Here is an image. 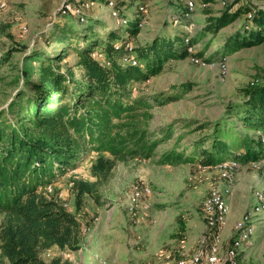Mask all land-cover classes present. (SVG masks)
Instances as JSON below:
<instances>
[{
	"label": "trees",
	"instance_id": "1",
	"mask_svg": "<svg viewBox=\"0 0 264 264\" xmlns=\"http://www.w3.org/2000/svg\"><path fill=\"white\" fill-rule=\"evenodd\" d=\"M109 1L92 0L103 6ZM199 2L209 5L202 9L205 24L200 33L195 37L187 31L179 38L154 37L150 43L135 48L136 66H123L122 55L114 50L113 44L125 37L130 41L137 37L139 7L145 4L144 0L115 2L114 10L119 18L127 21L123 30L109 29L100 37L89 25H85L84 31L69 24L66 29L62 27L63 34L77 40L73 45L74 67L82 73L81 78L75 77L70 65H54L62 62L65 53L46 56L39 61L38 80L29 85L27 92L18 91L7 108L0 110V264H69L60 257L45 263L41 255L53 248L64 253L77 252L81 244L80 225L56 193L45 194L40 187L75 170L86 148L108 152L113 157L129 155L150 159L160 145L172 139L173 126L160 128V137H156L157 130L149 131L128 122L112 123V119L128 118L154 106L167 105L181 96L179 89L185 91L191 85L171 86V94L140 93L131 97L128 89L131 83L148 82L161 75L169 61L188 58L187 46H196L206 35L216 37L241 17L244 22L239 29L220 33L223 39L219 60L264 43V7L239 0L215 11L211 5L216 0ZM71 5L76 8L79 4ZM184 10L179 7L177 13L182 15ZM248 13L251 17H247ZM64 15L75 17L81 23L87 20L84 13L82 17L72 12ZM180 22L186 30L189 21L180 18ZM61 44L68 45L64 37ZM94 51L102 52L109 66L92 58ZM13 52L7 51L1 59L8 60ZM202 55L200 51L195 54L203 59ZM81 108L88 110L79 113ZM224 112L213 122L185 121L183 126L188 129L185 134L194 135L188 147L179 145L185 140L179 137L172 147L163 150L160 162L171 165L195 162L209 166L225 160H236L239 164L260 160L264 156V83L250 84L244 91L243 101L228 102ZM114 165V161L100 156L91 165V176L104 178ZM71 190L76 211L81 210L85 196L100 204L93 184L73 180ZM232 241L233 237L229 246ZM229 263L225 251L221 264Z\"/></svg>",
	"mask_w": 264,
	"mask_h": 264
},
{
	"label": "rangeland",
	"instance_id": "2",
	"mask_svg": "<svg viewBox=\"0 0 264 264\" xmlns=\"http://www.w3.org/2000/svg\"><path fill=\"white\" fill-rule=\"evenodd\" d=\"M144 1L149 9L148 19L139 29L137 37L131 39L137 48L150 43L156 36L179 38L184 35L187 30L180 22V18H184L176 14V8L185 6V0ZM259 1L264 3V0ZM68 2L13 0L5 9H0V110L7 108L18 91L27 92L29 85L38 80L39 61H43L46 56L65 53L62 62H55L54 65H70L75 77L81 78L82 73L74 67L76 52L73 45L77 40L63 34L62 27L66 29L69 24L72 28L84 31L82 29L85 25H89L100 37L112 27L117 31L123 30L106 5L92 4V0H81V3L88 6L83 11L87 17L86 23L78 22L69 15L64 17V5ZM220 9L217 6L214 10ZM190 22L193 27L187 33L195 37L205 24V17L197 2ZM243 22L244 17H241L220 33L239 29ZM25 27L27 34L21 37ZM220 33L216 37L206 35L195 46L196 52H202V58L208 59V63L219 61L218 51L223 39ZM62 37L67 46H62ZM10 50L15 52L9 55L8 60H2L3 55ZM33 55L38 57L32 58ZM225 59V75L217 66L199 67L187 58L169 61L161 75L148 82L131 83L128 86L133 97L140 93L171 94V86L191 85L185 91L179 89L181 96L167 105L154 106L128 118L112 119V123H134L138 127L157 132L160 128L173 126L172 139L160 145L152 158L139 159L129 155L113 157L108 152H95L86 148L75 170H71L75 173H64L52 182L53 193L66 204V209L80 225L81 244L79 250L71 253L70 257L56 248L43 253L41 257L45 263L60 257L69 264H175L181 241L185 242L189 253L199 250L206 254L213 240L205 224L203 204L209 188L214 184L229 187L234 202L226 225L218 232L220 254H225L234 236V223L255 205L252 196L264 184L262 171L252 169L249 163L240 164L229 180L223 181L214 172H202L195 162L179 165L160 162L163 150L172 147L179 137L185 138L179 145L187 146L190 143L194 135L185 134L188 130L183 126L185 121H216L224 115L228 102L243 101L244 91L250 84L264 83V43L228 54ZM87 110L81 108L79 113ZM156 137H160V132ZM100 156L114 161L115 165L108 176L94 178L90 168ZM73 180L93 184L100 204L85 196L81 210L76 211L74 192L71 190ZM137 185L148 186L153 191L151 209L147 215L140 209L135 216L127 212L131 190ZM83 229L87 231L83 232ZM255 229L251 245L239 252L238 264H264V218L255 224ZM201 240L205 241L202 248Z\"/></svg>",
	"mask_w": 264,
	"mask_h": 264
},
{
	"label": "built area",
	"instance_id": "3",
	"mask_svg": "<svg viewBox=\"0 0 264 264\" xmlns=\"http://www.w3.org/2000/svg\"><path fill=\"white\" fill-rule=\"evenodd\" d=\"M13 0H0V9L3 10L7 5ZM117 0H110L107 3V7L111 10L112 17L116 20L117 25L126 26L127 21L120 19L118 13L114 10L115 2ZM147 1V0H146ZM239 1V0H216L218 6L221 9L227 8L230 2ZM255 7H264V3H261L259 0H246ZM72 2V3H71ZM196 2L200 5L201 10L208 7V4L198 2L196 0H185V10L182 14L183 18L190 22L192 14L196 10ZM79 4L78 7L74 8L71 4ZM92 4H94L92 2ZM84 8H88L87 5L81 3V0H69L68 3L64 5L63 14L72 12L78 17H82L84 13ZM67 12V13H68ZM139 12L141 13V19L137 23V27L141 29L148 19L149 9L145 3L139 7ZM247 17H251V13L247 14ZM193 27L192 22H190L186 30L190 31ZM27 34V28H23L21 32V37H24ZM185 44L188 45V38L185 39ZM113 48L116 52L121 53V64L123 66H136L137 61L134 57L136 46L130 40H127V37L117 41L113 44ZM188 60L193 65L199 67H215L217 66L221 73L225 75L227 73V60L222 58L216 63H208L204 59L197 58L195 56L196 49L195 46H187ZM92 58L99 61L100 63L106 66H109L108 62H105V56L100 51H94L91 54ZM262 141L264 142V135L262 136ZM249 165L254 170H261L264 174V156L258 161H251ZM240 167V164L236 160H225L218 162L214 165H200L198 168L202 172H214L218 175L220 180L228 181L230 176L236 172ZM71 171V170H70ZM69 171V172H70ZM68 172V173H69ZM75 171H71L70 174H74ZM53 184H48L40 187V190L45 194H53ZM231 195V190L229 187H222L219 184H214L209 188V193L203 204V214L205 219V224L207 229L210 231L213 243L208 246L206 254L202 251H197L194 253H189L186 249L184 241L180 242V249L178 252V258L175 264H221L222 255L220 254V239L218 232L221 230L227 222V216L230 212V207L228 204V197ZM59 197L61 194L58 195ZM153 196V191L148 186H134L131 190L129 197V203L127 205V212L135 216L138 209L143 212L144 215H147L151 209V198ZM252 198L255 201L253 208L245 212L233 225V241L226 250V255L230 261L229 264H237V258L239 252L247 245H250L251 239L253 238L256 229L255 224L260 223L264 218V187L253 192ZM63 206L67 208L66 204L63 203ZM87 229H83V232H86ZM205 241H200V248L204 247ZM48 253V251H47ZM67 257H70L71 253L65 252Z\"/></svg>",
	"mask_w": 264,
	"mask_h": 264
},
{
	"label": "crops",
	"instance_id": "4",
	"mask_svg": "<svg viewBox=\"0 0 264 264\" xmlns=\"http://www.w3.org/2000/svg\"><path fill=\"white\" fill-rule=\"evenodd\" d=\"M196 1H198L199 2V0H196ZM218 6V4L217 3H214V4H212L211 5V7H212V9H215L216 7ZM180 7H182V8H185V6L184 5H182V6H180ZM177 10H178V8H176ZM177 10H176V12H177ZM201 12H202V10H201ZM176 14H178V13H176ZM182 15L180 14V17H181ZM193 16H195V14L193 15ZM203 17H204V15H203ZM194 18L192 17V19L191 20H193ZM183 28H185L184 26H182ZM111 29H115L114 27H112ZM262 187H264V184L262 185ZM262 187H260V188H262ZM228 204H229V207H230V210H231V207L233 206V204H234V202H233V200L231 199V195L228 197ZM233 208V207H232ZM229 219V218H228ZM231 220V219H230ZM251 245V244H250ZM247 246H249V245H247ZM247 246H245V247H247Z\"/></svg>",
	"mask_w": 264,
	"mask_h": 264
}]
</instances>
